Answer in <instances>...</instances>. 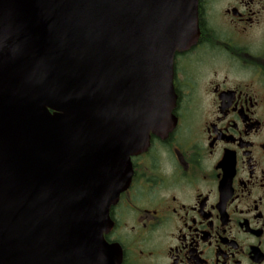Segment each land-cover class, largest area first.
Here are the masks:
<instances>
[{
  "label": "water",
  "instance_id": "1",
  "mask_svg": "<svg viewBox=\"0 0 264 264\" xmlns=\"http://www.w3.org/2000/svg\"><path fill=\"white\" fill-rule=\"evenodd\" d=\"M198 0H0V264H104L131 157L175 124Z\"/></svg>",
  "mask_w": 264,
  "mask_h": 264
},
{
  "label": "flooded vegetation",
  "instance_id": "2",
  "mask_svg": "<svg viewBox=\"0 0 264 264\" xmlns=\"http://www.w3.org/2000/svg\"><path fill=\"white\" fill-rule=\"evenodd\" d=\"M174 126L131 157L104 264H264V0H198Z\"/></svg>",
  "mask_w": 264,
  "mask_h": 264
}]
</instances>
